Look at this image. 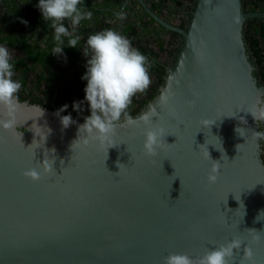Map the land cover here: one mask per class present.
<instances>
[{
	"label": "water",
	"instance_id": "obj_1",
	"mask_svg": "<svg viewBox=\"0 0 264 264\" xmlns=\"http://www.w3.org/2000/svg\"><path fill=\"white\" fill-rule=\"evenodd\" d=\"M136 1L183 39L158 93L132 118L158 116L117 127L107 156L109 145L77 141L84 122L65 129L58 109L19 100L17 126L0 128V264H163L170 253L200 257L236 237L245 245L230 264L246 246L253 258L244 264H264V163L251 139L261 121L242 112L264 101L242 36L264 12L245 13L241 0H197L183 30ZM151 127L165 140L146 155ZM207 149L220 162L213 184ZM45 158L53 171L40 167ZM33 168L38 182L24 175Z\"/></svg>",
	"mask_w": 264,
	"mask_h": 264
},
{
	"label": "trees",
	"instance_id": "obj_2",
	"mask_svg": "<svg viewBox=\"0 0 264 264\" xmlns=\"http://www.w3.org/2000/svg\"><path fill=\"white\" fill-rule=\"evenodd\" d=\"M148 8L165 22L177 25L187 30L197 0H142ZM39 0H0V45L9 49H19L26 57L18 61H11L14 65L13 79L20 81L19 100L33 105H39L47 110H60L67 105L63 115H71L73 120L84 122L90 115L86 102L81 105V111H75L74 103L85 101L87 81L83 77L87 74L88 59L91 52L87 49L86 41L91 34L105 29L115 30L132 42L149 61L151 85L142 94L136 95L128 109L131 117H135L151 101L158 89L164 83L166 68L174 67L183 45L182 37L172 31H166L142 10L136 0H83L79 6L85 11L93 13L91 20H83L74 29V36L80 40L77 47H68L70 37H62L63 55L54 54L57 47L54 39V29L51 21H45L38 7ZM245 13L264 12V0H241ZM123 14L124 19H120ZM26 22V23H25ZM64 24L72 28L70 21ZM44 38V48L33 46L32 37ZM243 41L251 65L253 75L258 86L264 85V20L249 19L243 25ZM87 52L86 57L84 53ZM39 67V69H38ZM45 69L44 72H41ZM40 70V71H39ZM68 71H72V77ZM60 78V79H58ZM65 82L62 91L54 92V82ZM73 80V82L71 81ZM74 83L75 89L69 92ZM63 84V83H62ZM74 96L75 101L70 102ZM55 97L60 102L55 101ZM53 103L55 107L49 105ZM259 131H264V121L259 123ZM261 142V159L264 163V140Z\"/></svg>",
	"mask_w": 264,
	"mask_h": 264
},
{
	"label": "clouds",
	"instance_id": "obj_3",
	"mask_svg": "<svg viewBox=\"0 0 264 264\" xmlns=\"http://www.w3.org/2000/svg\"><path fill=\"white\" fill-rule=\"evenodd\" d=\"M82 2L83 0H39L38 7L44 20L51 21V27L54 29V39L58 45L53 49L54 54L63 55L64 48L59 46L63 44L62 37H70L68 47L74 49L77 47L80 37L74 36L73 32H70L69 28L65 26L64 21H70L72 28L75 29L83 20H91L93 13L80 8ZM120 19H124L123 14ZM86 44L87 49L91 52V58L88 59L87 74L83 77L87 81L85 101L74 103L73 108L79 112L82 110L81 105L86 102L90 109V115L85 117L84 123L79 126L77 141L83 134L85 145L89 142L109 145L108 156V149L115 147L112 137L115 135L117 127L125 124H137L140 121L149 125L152 123L153 117L158 116V113L152 110L133 119L128 112L133 98L146 92L151 85L150 65L148 58L132 46L129 38L112 29H105L89 35ZM84 55L87 57L88 53L85 52ZM11 60L8 48L0 45V110L3 115V118H0V128L5 130H12L17 126L16 116L21 107L18 94L22 83L13 79L15 72ZM67 108V105L63 106L57 115L67 111ZM242 112L250 113L257 122L264 121V101H260ZM60 119L65 129L74 123L70 114L64 115ZM122 120L123 124H121ZM240 120L241 123H247L243 117ZM208 123V121H202V124L207 125ZM236 132L243 137L246 130L237 127ZM145 137V154L155 155L157 149L161 147V141L165 140L164 129L151 127L145 132ZM251 139L253 141L264 140V131H252ZM239 146H237L238 149ZM205 159L212 161L208 182L213 184L219 178L220 162L211 159L208 149ZM53 163L54 160L49 163L45 158L43 163H40V167L45 173L51 172ZM121 165L123 164H119L118 167L120 168ZM24 175L33 182H38L41 179L40 172L35 168L26 171ZM246 231L252 233L255 230ZM253 239L258 240L259 237L255 236ZM243 245L245 242L236 237L225 244L209 249L200 257L194 258L186 253H170L164 257L163 264H230ZM243 253L240 264H244L245 260L251 261L253 258L250 246L243 247Z\"/></svg>",
	"mask_w": 264,
	"mask_h": 264
},
{
	"label": "flooded vegetation",
	"instance_id": "obj_4",
	"mask_svg": "<svg viewBox=\"0 0 264 264\" xmlns=\"http://www.w3.org/2000/svg\"><path fill=\"white\" fill-rule=\"evenodd\" d=\"M70 32H73V34H74V29L71 28V29H70ZM44 41H45L44 38L39 37L38 34H37L36 37H32V38H31L30 43H31L33 46H37V47H39V48H44V47H45ZM2 46H3V45H2ZM5 47H7V46H5ZM7 48H8V47H7ZM8 50H9L10 55H11V58H12L11 61H18V60H20V59H24V58L26 57V54H24V53H23L21 50H19V49H9V48H8ZM38 69H39V67H38ZM167 69H168V68H166V71H167ZM39 71H40V70H39ZM41 72H44V74H45V69H42ZM71 73H72V71H68V74H69L70 77H72V74H71ZM58 79H60V78H58ZM58 79H57V81L54 82L53 90H54L55 93H57L58 90H61V89H62V91H63L64 87L66 86V85H65V82H62V83H63V84H62V83H60V80H58ZM71 81L73 82L72 79H71ZM75 86H76V85H74V83H73V84H72V88H71V89L69 88V92H70V91L75 92V91H74ZM55 101L60 102V99H58V98L55 97ZM73 101H75L74 96H72V99H71L70 102H73ZM49 105H52L53 107H55V105H54L53 103H49ZM122 121H123V120H122Z\"/></svg>",
	"mask_w": 264,
	"mask_h": 264
}]
</instances>
